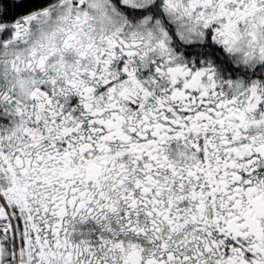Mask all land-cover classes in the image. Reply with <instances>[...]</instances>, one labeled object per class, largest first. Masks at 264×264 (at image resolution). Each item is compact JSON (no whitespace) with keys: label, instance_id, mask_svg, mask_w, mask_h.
<instances>
[{"label":"snow or ice","instance_id":"snow-or-ice-1","mask_svg":"<svg viewBox=\"0 0 264 264\" xmlns=\"http://www.w3.org/2000/svg\"><path fill=\"white\" fill-rule=\"evenodd\" d=\"M0 264H264V0H0Z\"/></svg>","mask_w":264,"mask_h":264}]
</instances>
